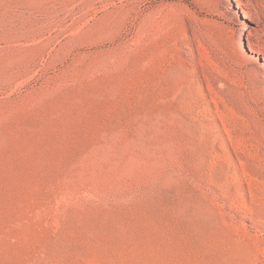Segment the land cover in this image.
I'll return each mask as SVG.
<instances>
[{
	"label": "rangeland",
	"instance_id": "374dc122",
	"mask_svg": "<svg viewBox=\"0 0 264 264\" xmlns=\"http://www.w3.org/2000/svg\"><path fill=\"white\" fill-rule=\"evenodd\" d=\"M0 264H264V0H0Z\"/></svg>",
	"mask_w": 264,
	"mask_h": 264
},
{
	"label": "bare ground",
	"instance_id": "6f19581e",
	"mask_svg": "<svg viewBox=\"0 0 264 264\" xmlns=\"http://www.w3.org/2000/svg\"><path fill=\"white\" fill-rule=\"evenodd\" d=\"M248 45H249V51L253 53L254 51H253L252 48L250 47V44H248Z\"/></svg>",
	"mask_w": 264,
	"mask_h": 264
}]
</instances>
